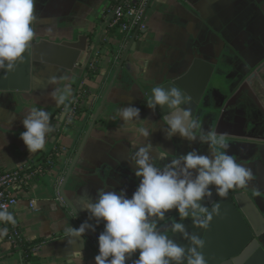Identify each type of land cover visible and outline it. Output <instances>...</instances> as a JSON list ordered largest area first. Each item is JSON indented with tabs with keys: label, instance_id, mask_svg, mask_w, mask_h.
I'll return each mask as SVG.
<instances>
[{
	"label": "crops",
	"instance_id": "0c3cea01",
	"mask_svg": "<svg viewBox=\"0 0 264 264\" xmlns=\"http://www.w3.org/2000/svg\"><path fill=\"white\" fill-rule=\"evenodd\" d=\"M117 1L36 0L32 88L29 92H0V174L25 165L47 166L50 158L55 162L43 178L16 191L19 204L11 213L26 243L34 247L32 264H68L66 258L75 249L68 245L64 229L82 225L73 209L93 227L105 225L97 226L89 219L83 210L85 197L95 202L100 191H114L132 198L140 179L130 156L140 146L153 145L151 155L161 169L193 150L209 155V146L199 142L179 135L166 139L162 117L148 108L147 93L184 75L196 59L216 66L205 94L208 112L196 135L211 130L230 134L228 154L255 176L248 187L233 193H247L264 214V0H153L144 21L147 33L137 38L141 49L135 45L129 51L119 72V61L134 35L126 39L109 26ZM102 32L107 41L97 49L99 72L89 77L81 62ZM50 76L68 79L47 86ZM69 84L73 90L69 103L82 88L88 91L85 110L92 115L89 122L86 117L72 124L64 121L61 125L57 120L64 106L57 107L50 96L55 88ZM128 107L140 109L142 122L125 124L118 113ZM32 108L49 112L57 130L46 137L44 150L31 155L20 137L26 131L23 120ZM140 128L151 133L148 140ZM257 189L262 193L259 197ZM58 194L71 206L61 205ZM32 201L38 211L31 209ZM4 225L0 223V230ZM77 248L84 253V264H96L99 248L88 235L77 242ZM0 264H20L6 237L0 238Z\"/></svg>",
	"mask_w": 264,
	"mask_h": 264
},
{
	"label": "clouds",
	"instance_id": "9594fccd",
	"mask_svg": "<svg viewBox=\"0 0 264 264\" xmlns=\"http://www.w3.org/2000/svg\"><path fill=\"white\" fill-rule=\"evenodd\" d=\"M36 0H0V71L6 73L4 79L13 74L18 65L25 62V54L30 50L36 36L33 27L37 22ZM68 77L50 76L48 85H56ZM41 86H45L41 81ZM73 97L71 85L55 88L50 98L57 107L64 106L58 121L67 118L71 123V103ZM192 98L186 96L179 87L152 89L148 100V108L155 114L157 107L168 109L165 115L166 127L162 129L165 138L172 140L179 135L190 142H199L209 146V155H201L193 150L180 158L172 160L163 169L157 167L151 155L153 145L147 143L140 146L134 156H130L135 175L140 179L138 189L132 198L126 193L100 191L98 199L93 202L85 197L89 219L96 225L105 223V231L99 236V255L96 264H126L133 255L139 252L135 264H207L202 249L205 241L196 233H189L185 225L173 222L168 228H161L160 222L166 220V214L178 210L181 221L192 217L195 229H208L215 217L221 215L222 205L212 201L211 186H215L216 194L225 199L230 191L244 189L255 179L250 168L238 163L229 155L230 134L218 133L215 130L201 133L197 120L193 119L190 107ZM118 115L125 124L141 121L139 108L121 109ZM142 122V121H141ZM26 129L21 134L30 154H36L45 149L46 137L57 129L51 123V114L45 110L32 108L23 120ZM140 134L148 140L151 133L139 129ZM166 159V157H161ZM256 196H261L259 189ZM212 201L211 209L205 207V199ZM0 222L16 224L13 214L8 211V205H0ZM68 245L75 249L67 256L68 264H84V253L77 248V242L88 231L95 232L93 225L85 222L79 229L67 226L64 229ZM182 234L189 246H182L170 239L167 232ZM8 235L5 227L0 230V238Z\"/></svg>",
	"mask_w": 264,
	"mask_h": 264
},
{
	"label": "water",
	"instance_id": "95a60500",
	"mask_svg": "<svg viewBox=\"0 0 264 264\" xmlns=\"http://www.w3.org/2000/svg\"><path fill=\"white\" fill-rule=\"evenodd\" d=\"M152 1L147 7L143 21H145L147 11ZM33 27L35 29V23ZM146 33V30L140 31L137 29L124 56L119 61L118 72L121 71L129 51H133L135 45L138 47V50L141 49L142 43L137 42L138 35H144ZM105 41H107V39L102 32L101 36L96 40V43L94 44L95 46L88 49L84 60L81 62L83 70H86L94 51ZM34 42L35 38L32 41L30 50L25 54V62L18 65L17 70L11 74L8 79H4L6 73L0 71V92H29L31 90ZM215 68L216 66L212 63L196 59L184 75L158 86L162 88L179 87L186 96L192 98L191 104L184 105L183 107H190L193 119L197 120L200 125L199 130L202 129L205 116L208 112V109H206L205 94L215 72ZM116 78L117 74L102 99L100 108L86 133L76 159L72 163L66 181L64 182V186L72 174L85 142L92 132ZM193 89H196V91L194 92ZM151 96L152 90L147 93L148 100ZM156 110L166 124L164 117L168 114V109H160L157 107ZM64 120L65 119L60 121L61 125L64 123ZM60 126L58 128H60ZM210 190L213 192L212 201L219 202L222 205V208L221 215L213 219L208 229H195L192 217L181 221L178 210H172L167 213L166 220L160 222V227L168 228L174 221L178 223L182 222L189 233L198 234L200 238L205 241V247L202 249V252L207 260V264H264V214L247 193L235 194L233 191H230L228 197L222 199L216 194L215 186H211ZM212 201H209L206 198L203 204L205 207L211 209ZM65 202L71 206L68 201ZM73 211L82 224L86 222L76 210L73 209ZM104 231L105 225L96 228L95 232L88 231L86 235H88V237H90L99 248V236ZM167 235H169L170 239H174L176 243L182 246H189V242L183 239L182 234L168 231ZM138 259L139 252L134 254L132 259L126 261V264H135V261Z\"/></svg>",
	"mask_w": 264,
	"mask_h": 264
},
{
	"label": "built area",
	"instance_id": "2783aa9c",
	"mask_svg": "<svg viewBox=\"0 0 264 264\" xmlns=\"http://www.w3.org/2000/svg\"><path fill=\"white\" fill-rule=\"evenodd\" d=\"M151 1L152 0H118L114 7V15L110 23H108L109 26L125 35L126 39H129L132 35H134L137 29L140 31H145L146 26L143 19L147 7ZM98 56L99 52L98 50H95L88 64L90 69H98ZM87 94L88 91L84 88L79 90L75 103H73L71 106V123H68L67 118L64 120L67 124H72L79 119L80 111L85 109ZM54 165V159L50 158L47 161V166L25 165L16 170L0 174V205H8V211L12 213V211L16 209L19 204V198L16 195V191H18L20 187L29 185L30 183L43 178L49 171V168ZM57 201L61 205L66 206V202L62 195H57ZM30 207L33 211L39 210L35 201L30 203ZM0 210L3 209L0 208ZM0 223L3 225V222ZM6 225H4V228L6 227L8 229V235L6 236V239L15 249L16 253H18L20 264H32L29 258V245L26 243L25 237L20 227L17 224Z\"/></svg>",
	"mask_w": 264,
	"mask_h": 264
},
{
	"label": "trees",
	"instance_id": "16d2710c",
	"mask_svg": "<svg viewBox=\"0 0 264 264\" xmlns=\"http://www.w3.org/2000/svg\"><path fill=\"white\" fill-rule=\"evenodd\" d=\"M114 31H115V30H114ZM86 71L88 72V76H89V77H93V76H95L96 74H98V72H99V68H98L97 70H92V69H90V68L87 66V67H86ZM90 116H92L91 113L87 112L85 109H82V110L80 111V114H79V120L82 119V118H84V117H86V118H87L86 122H89V120H90ZM28 250H29V258H30V260H31V256H32V254H33V246L29 245Z\"/></svg>",
	"mask_w": 264,
	"mask_h": 264
}]
</instances>
